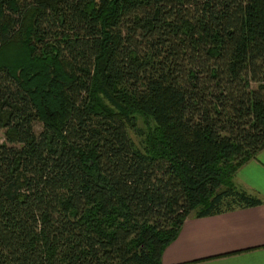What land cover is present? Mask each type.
<instances>
[{
    "label": "trees",
    "instance_id": "16d2710c",
    "mask_svg": "<svg viewBox=\"0 0 264 264\" xmlns=\"http://www.w3.org/2000/svg\"><path fill=\"white\" fill-rule=\"evenodd\" d=\"M262 148L264 0H0V264H161Z\"/></svg>",
    "mask_w": 264,
    "mask_h": 264
},
{
    "label": "crops",
    "instance_id": "0c3cea01",
    "mask_svg": "<svg viewBox=\"0 0 264 264\" xmlns=\"http://www.w3.org/2000/svg\"><path fill=\"white\" fill-rule=\"evenodd\" d=\"M232 181L260 203L185 217L163 248L161 264H264V148L236 170Z\"/></svg>",
    "mask_w": 264,
    "mask_h": 264
},
{
    "label": "rangeland",
    "instance_id": "374dc122",
    "mask_svg": "<svg viewBox=\"0 0 264 264\" xmlns=\"http://www.w3.org/2000/svg\"><path fill=\"white\" fill-rule=\"evenodd\" d=\"M38 128H39V126L36 124V125L34 126V129L37 130Z\"/></svg>",
    "mask_w": 264,
    "mask_h": 264
}]
</instances>
